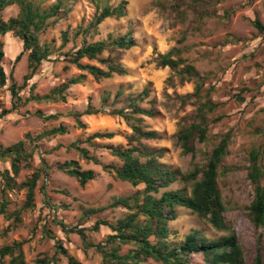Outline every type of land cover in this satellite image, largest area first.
I'll list each match as a JSON object with an SVG mask.
<instances>
[{
	"label": "rangeland",
	"instance_id": "obj_1",
	"mask_svg": "<svg viewBox=\"0 0 264 264\" xmlns=\"http://www.w3.org/2000/svg\"><path fill=\"white\" fill-rule=\"evenodd\" d=\"M37 1L48 6L57 0ZM120 1L65 0L66 7L57 15L56 23L40 35L42 44L54 46L50 60L43 61L20 94L23 97L31 93L45 94L81 73L86 74V79L71 85L67 90L66 101L31 100L0 117V142L5 146L25 139L29 132L40 133L59 124L68 125L70 129L63 135L47 136L28 143V150L33 151L34 155L30 165L21 169L17 182L30 178L37 168L44 169L46 173L42 172L38 181L32 207L25 208L26 188L5 192L7 210L22 209V221L13 226V218H6L0 211V248L14 240L25 239L23 249L28 262L32 263L46 254H56L58 264H69L66 255L56 253L55 245L60 241L83 264H103V257L95 247L86 249L78 233L65 232L58 222L70 228L91 226L99 217L114 221L124 216L127 210L107 208L90 218H84V209L107 206L114 197L142 191L144 184L134 187L128 181L117 179L104 171L101 164L87 162L78 151L68 149V145L96 131H112L116 134L113 139L100 142L126 145L127 135L132 129L123 117L106 113L84 115L82 119L86 126L80 128L76 126L75 118L68 113L84 111L89 104L101 107L104 95H109L107 110L122 108L127 105V95H138L147 90L141 105L154 108L157 115L146 117L144 122L162 136L148 143L163 148L161 161L181 173L189 172L195 163H205L221 137L231 133L229 153L220 168L219 185L228 208L225 215L244 246L247 262H250L257 253L260 232L264 245V227L257 230L246 210L254 197V187L248 177L250 151L254 148L260 151L259 162L264 171V33L259 32L254 25L256 19L264 24V0H128L124 17L107 18L100 24L98 31L88 37L90 41H97L105 39L110 33L130 32L138 45L125 50L119 60L128 73L97 81L75 65L65 69L68 62L60 55L78 46L81 41L80 36H72L73 31L79 26L86 27L104 3L117 5ZM19 12L20 7L15 3L5 8L2 16L7 20ZM64 31H68L71 36L66 45H62ZM0 42L6 54L3 65L7 74L12 70L15 80L22 84L28 72L27 53L14 63L16 56L23 50L22 41L9 32L0 36ZM173 49L174 58H182L183 65L192 64L209 77V82L215 86L212 98L219 102V107L210 117L222 118L210 123L208 139L205 142L197 141L195 155L184 154L175 137L181 125L195 110L194 105H182L179 99V96L194 90V83H182L178 71L158 65L159 55ZM108 55L109 52L105 51L100 57L106 58ZM83 62L106 68L98 60L85 58ZM11 83L9 79L0 90V104L8 109L12 108ZM120 90L122 94L118 95ZM37 110L63 115L57 120L44 121L36 115ZM89 148L93 151L92 146ZM94 153L102 163H121L105 148L97 149ZM71 159L79 161L83 169H94L96 177L81 186L77 178L54 168L56 163ZM6 168H11L10 159H0V169ZM183 187H187L188 191L191 189L180 179L170 189ZM63 189L68 193L60 191ZM1 197L0 191V200ZM177 211L178 218L169 223L171 239L174 241L184 239L192 229L202 231L211 239L231 233V229L218 231L189 208L179 206ZM49 229L53 231L51 234ZM109 233L110 229L103 226L99 232L90 233V236L97 244L105 241ZM127 248L124 245L123 250ZM192 259L196 264H204L200 254H193ZM5 260L8 261L9 257H5Z\"/></svg>",
	"mask_w": 264,
	"mask_h": 264
},
{
	"label": "trees",
	"instance_id": "obj_2",
	"mask_svg": "<svg viewBox=\"0 0 264 264\" xmlns=\"http://www.w3.org/2000/svg\"><path fill=\"white\" fill-rule=\"evenodd\" d=\"M18 4L20 12L5 20L2 16L3 10L13 4ZM128 0H121L117 5L104 3L102 9L97 11L86 27L79 26L73 31L74 38L81 37L80 44L64 52L60 56L67 60L65 69L75 65L82 71H87L95 80L112 78L115 74L128 73L127 68L119 61L125 50L138 45V41L128 32L125 34L110 33L105 39L90 41L98 31L100 24L107 18H121L126 15ZM66 7L65 0L45 6L42 1L37 0H0V36L13 32L23 45V50L16 56L14 63L20 61L27 53L28 72L23 77V83L18 84L13 76V71L7 74L3 61L6 56L3 44L0 42V90L4 88L8 80L12 83L9 90L12 93V108L8 109L0 104V117H3L12 109L26 104L28 101H66L67 90L73 84L82 83L86 74L81 73L70 77L58 86L52 88L45 94L31 93L23 97L20 92L25 88L29 80L36 74L43 61L50 60L54 46L40 42V35L57 21V15ZM255 27L259 32L264 33V24L256 19ZM68 31L63 32L62 45L70 40ZM105 51L109 52L106 58L100 57ZM175 50H170L158 57V65L169 66L180 74L182 83L193 82L194 90L185 95L179 96L182 105L192 104L195 110L190 114L189 119L181 125L176 132L177 143L184 154L195 155L197 152V141L205 142L208 139L210 123L221 120V116L211 118L210 114L219 107V102L212 98L215 90L209 77L200 73L192 64H184L182 58H174ZM59 56V57H60ZM98 60L106 65V68L90 62H83V59ZM183 65V66H182ZM34 87V86H33ZM31 91L33 88L31 87ZM148 91L138 95H127V105L107 110L109 95H104L101 107L89 104L84 111L69 112L75 118L77 127L86 126L82 117L84 115L106 113L123 117L132 129L127 135V144L104 143L100 140H111L115 137L112 131H96L85 139L79 138L68 145V149L79 152L87 162L101 164L104 171L109 172L117 179L128 181L136 187L144 184V189L128 196H117L107 205L97 208H86L83 212L84 218L101 213L107 208H124V216L116 220L102 217L98 218L91 226H73L68 228L63 222H58L65 232H76L82 239L86 249L95 247L103 257V264H196L193 254L202 255L204 264H264L263 234H258V249L256 255L250 262H247L245 249L237 233L231 228L225 213L227 206L219 185L220 168L226 155L229 153L231 133L224 134L220 141L212 149L205 163H195L193 168L186 173H181L167 163L161 161L164 149L149 144V141L160 139L161 134L144 122L146 117H154L157 112L154 108L141 105V100ZM122 94L120 90L118 95ZM36 115L44 121L59 119L63 113L46 114L41 110ZM70 131L69 126L59 124L40 133H27L25 139H20L10 145L0 142V159H10L11 168L0 169L3 180L0 185L1 199L0 211L6 218H13V226L21 222L22 209L9 212L7 210L8 200L5 192L15 188L27 189V207L34 206L35 189L38 181L45 172L37 168L30 178L23 182H17V176L24 166H29L34 155L28 150V143L40 141L47 136L66 134ZM93 147V151L89 148ZM105 148L121 163H102L94 153L97 149ZM260 151L256 148L250 151V165L248 177L254 187L252 202L246 206L247 216L258 230L264 227V171L260 164ZM54 168L63 171L70 176L77 178L81 186H85L90 180L96 177L94 169H83L77 160H65L58 162ZM46 173V172H45ZM180 179L184 180L191 189L187 187L170 189V186ZM68 193L66 190H60ZM183 206L191 209L201 218L206 219L218 231L231 229V233L219 238L211 239L202 231L192 229L180 241L171 239V228L169 223L178 218L177 207ZM108 227L110 233L105 241L95 243L90 236L92 232H99L102 227ZM9 227L5 230L8 231ZM51 234L53 231L48 230ZM49 234V235H50ZM26 240H14L0 248V264H58L56 254L35 259L32 263L25 257L23 246ZM124 245L128 248L123 250ZM56 253L66 255L69 264H83V262L68 252L62 242L57 241ZM9 257L6 261L5 257Z\"/></svg>",
	"mask_w": 264,
	"mask_h": 264
}]
</instances>
